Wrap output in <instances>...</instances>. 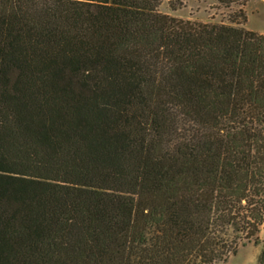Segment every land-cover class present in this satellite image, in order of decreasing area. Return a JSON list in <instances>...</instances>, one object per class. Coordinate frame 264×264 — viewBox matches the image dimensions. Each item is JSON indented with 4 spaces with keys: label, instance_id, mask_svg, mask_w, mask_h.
<instances>
[{
    "label": "trees",
    "instance_id": "trees-1",
    "mask_svg": "<svg viewBox=\"0 0 264 264\" xmlns=\"http://www.w3.org/2000/svg\"><path fill=\"white\" fill-rule=\"evenodd\" d=\"M161 2L0 0V264H264V34Z\"/></svg>",
    "mask_w": 264,
    "mask_h": 264
},
{
    "label": "rangeland",
    "instance_id": "rangeland-1",
    "mask_svg": "<svg viewBox=\"0 0 264 264\" xmlns=\"http://www.w3.org/2000/svg\"><path fill=\"white\" fill-rule=\"evenodd\" d=\"M244 12L245 20L241 17ZM161 13L171 17L197 23L226 24L243 27L264 34V0H245L244 6L225 7L218 0H162L158 7ZM264 239V233L259 234ZM262 245L249 241L239 244L226 262L214 264H258Z\"/></svg>",
    "mask_w": 264,
    "mask_h": 264
}]
</instances>
